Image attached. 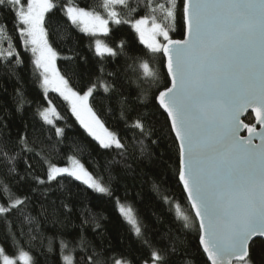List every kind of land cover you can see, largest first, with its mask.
<instances>
[{
    "label": "snow or ice",
    "instance_id": "6c2138e0",
    "mask_svg": "<svg viewBox=\"0 0 264 264\" xmlns=\"http://www.w3.org/2000/svg\"><path fill=\"white\" fill-rule=\"evenodd\" d=\"M117 5L127 10L129 18L121 17L115 10ZM102 8L107 18L55 0H0V16L13 14V28L24 49L30 47L33 75L37 76L39 70L37 78L45 98L49 92L58 93L102 149L119 150L124 159L131 147L133 156L138 149L140 157L151 160L154 153L148 151L145 141L159 146L161 140L171 139L176 153L173 178L185 203L169 195L163 199L182 231L197 237L204 264H264V0H139L135 7L130 0H103ZM53 10L61 12L69 26L90 37L107 36L110 22L134 29L144 49L139 55L128 57L131 63L127 69L137 74L138 80L140 75L144 77L140 83L147 85V90L142 89L137 99L156 101L158 109L166 114L167 133L153 139L155 129L147 122V113L129 121L132 109L125 97L118 101L120 119L132 131L135 144L129 145L126 137L105 127L93 104L101 89L109 96L117 91L114 83L104 79L116 74L105 73L101 67V75L79 90L70 84L66 74L57 68L59 54L49 43L45 27L46 14H54ZM141 10L144 15H139ZM178 23L183 24L182 39L173 38ZM94 47V55L99 57L127 56V42L123 40L119 50L100 39L94 41ZM23 64L7 24H0V67L19 80L13 70ZM14 100L21 116L25 105L32 103L20 89ZM47 103L48 107L38 105L34 113L42 122L41 128L33 124L30 130L24 121V131L17 133L18 139H13L7 122L0 116V229L4 238L0 243V264H39L30 249L24 250L26 244H34L37 236L33 233L39 231L38 217L31 211L34 196L47 199L55 191L63 192L65 181H80L109 198L115 194L110 167L104 169V174L94 175L76 156H62L60 146L67 137L56 121L63 117L51 100ZM108 111H112L111 107ZM5 115L10 116L6 108ZM72 147L80 151L75 145ZM32 157L36 158L35 165L30 162ZM59 158L70 163L60 166ZM20 161L25 166L23 173L18 168ZM25 186L29 194L18 195ZM154 188L160 190L159 185ZM51 203L54 205L55 201ZM117 204L148 249V258H141L143 264H194L187 252L181 253L184 242L179 237L169 235V243L157 247L145 236L147 226L138 219L133 206H125L119 197ZM35 207L39 208V216L48 218L46 204ZM61 207L71 211L64 201ZM51 215L56 216L57 211L53 209ZM81 216L78 237L40 238L42 246L47 239L49 254L55 252L54 245L58 243L61 264H132L131 260L117 259L115 254L105 257L103 246L98 250L87 238L89 220L83 218V212ZM99 228L100 224L94 223L93 231ZM6 246L12 247L14 254L9 255Z\"/></svg>",
    "mask_w": 264,
    "mask_h": 264
},
{
    "label": "trees",
    "instance_id": "16d2710c",
    "mask_svg": "<svg viewBox=\"0 0 264 264\" xmlns=\"http://www.w3.org/2000/svg\"><path fill=\"white\" fill-rule=\"evenodd\" d=\"M55 2L71 3L99 12L107 18L106 12L102 8L103 0H55ZM138 2L139 0H130V5L135 7ZM115 10L120 12L122 18H129L127 10L123 9L122 6H115ZM53 11L54 14H46L45 27L49 31V43L59 54L56 61L57 68L60 69L61 74H66L70 84L79 90L80 86L101 75V67L104 68L105 73L116 74L113 77L104 76V79L114 83L117 91L109 96L103 93L101 89L96 96V102L93 104L94 110L100 115L105 127L126 137L129 145L135 144L132 131L127 129L125 122L120 119L118 101L121 97H125L128 106L132 109L128 113L129 121L138 114L147 113V122L155 129V135L152 138L160 139L163 134L167 133V117L162 110L158 109L156 101L149 99L142 102L137 99L142 89L147 90V85L140 83L144 77L140 75L138 80L137 74L127 69V64L131 63L128 57L139 55L144 49L134 29L127 24L114 26L110 22L111 31L107 36L97 34L95 37H90L78 31L74 26H69L67 18L61 12ZM139 15H144V11L141 10ZM13 21L14 16L11 12H6L0 16V24H7V30L12 35L16 49L24 60L22 67L13 70L19 76V80L15 75L10 76L8 69L0 67V116H3L7 122L13 139H18L17 133L24 131V121L28 122L30 130L33 124L37 129L41 128L42 122L34 113L38 105L41 108L48 107L47 101L51 100L52 106H55L57 112L63 117L62 120L57 119L56 126L63 127L67 137L64 145L60 146L62 156H76L94 175L97 172L104 174V169L110 167L113 177L112 187L115 190V194L109 198L94 192L80 181H65L63 192L55 191L47 199L34 196V208L31 211L32 215L38 217L39 231L33 233L37 236L34 244H26L24 250L30 249L31 254L39 261V264H61L58 243L54 245L55 252L49 254L47 239H44L42 246L40 238L58 235H63L66 239L78 237L80 234L79 225L82 223L81 213L83 212V218L89 220L85 234L98 250L103 246L105 257H112L115 254L117 259L131 260L132 264H143L141 258H148V249L120 213L117 204V197H119L120 202L124 203L125 206H133L138 219L147 226L145 236L157 247L168 244L167 237L174 235L184 242L181 253L187 252L188 258L192 259L194 264H204L205 258L197 249V237L194 233L189 234L182 231L181 225L174 220L173 214L168 211V204L163 199L164 195H169L179 199L181 203H185L184 194L173 178L172 165L176 153L175 148L171 146V139L161 140L159 146H152L150 140L145 141L149 145L148 151L154 153V158L151 160L147 156L140 157L138 149L136 155L133 156L131 147L128 150V158L124 159L118 154L119 150L102 149L98 142L79 124L71 113L68 103L58 93L49 92L45 98L41 83L37 78L38 71L36 70L37 76L33 75L34 64L32 63L33 56L30 47L27 51L24 49L21 38L16 29L13 28ZM177 29L174 39H180L183 36V24L178 23ZM96 39H100L117 50H119V42L121 40L126 41L127 56L120 55L108 58L107 55L105 57L94 55V41ZM90 44H92L91 49L89 48ZM62 57H72V59L69 61ZM140 71L142 73V70ZM17 89L23 92L26 100L32 101L31 105H25L22 116L16 111L14 97ZM90 102H92L91 98ZM108 107H111V112L108 111ZM5 108L10 116L5 115ZM243 119L246 123L250 122L246 117ZM136 139H140V137L137 136ZM73 145L80 151L73 150ZM112 161L118 163L109 164ZM30 162L35 165L36 158L32 157ZM57 162L60 166H64L69 161L59 158ZM18 168L21 173L24 172L25 166L22 161L18 163ZM37 174H39V170ZM154 185H159L160 190L157 191ZM13 191H16L15 187ZM17 194H29L27 186L23 192ZM52 201H55L54 205L51 203ZM61 201L69 205L70 212L61 207ZM38 204L47 205L50 214L47 219L38 215L39 208L35 207ZM53 209L57 211L56 216L51 215ZM54 220H59L62 223H53ZM94 223L100 224V228L96 231H93ZM25 231L27 232V228ZM3 241V230L0 229V243ZM6 247L9 255L14 254L12 247Z\"/></svg>",
    "mask_w": 264,
    "mask_h": 264
},
{
    "label": "rangeland",
    "instance_id": "374dc122",
    "mask_svg": "<svg viewBox=\"0 0 264 264\" xmlns=\"http://www.w3.org/2000/svg\"><path fill=\"white\" fill-rule=\"evenodd\" d=\"M33 60H34V57H33ZM37 71H38V73H39V70H37ZM68 105H69V104H68ZM69 108H70V105H69ZM70 111H71V109H70ZM73 115H74V114H73ZM68 163H70V162H68ZM68 163H67V164H68ZM64 166H65V165H64Z\"/></svg>",
    "mask_w": 264,
    "mask_h": 264
},
{
    "label": "water",
    "instance_id": "95a60500",
    "mask_svg": "<svg viewBox=\"0 0 264 264\" xmlns=\"http://www.w3.org/2000/svg\"><path fill=\"white\" fill-rule=\"evenodd\" d=\"M184 32V31H183ZM183 38V36L180 38V39H182ZM165 114V113H164ZM166 115V114H165ZM244 117H242V119H243ZM242 134H246V133H242Z\"/></svg>",
    "mask_w": 264,
    "mask_h": 264
}]
</instances>
